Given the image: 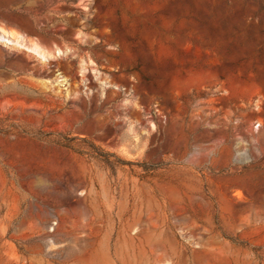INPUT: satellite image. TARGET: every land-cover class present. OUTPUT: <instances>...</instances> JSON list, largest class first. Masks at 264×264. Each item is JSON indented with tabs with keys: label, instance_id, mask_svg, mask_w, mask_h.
I'll use <instances>...</instances> for the list:
<instances>
[{
	"label": "rangeland",
	"instance_id": "obj_1",
	"mask_svg": "<svg viewBox=\"0 0 264 264\" xmlns=\"http://www.w3.org/2000/svg\"><path fill=\"white\" fill-rule=\"evenodd\" d=\"M0 264H264V0H0Z\"/></svg>",
	"mask_w": 264,
	"mask_h": 264
},
{
	"label": "bare ground",
	"instance_id": "obj_2",
	"mask_svg": "<svg viewBox=\"0 0 264 264\" xmlns=\"http://www.w3.org/2000/svg\"><path fill=\"white\" fill-rule=\"evenodd\" d=\"M3 33H4V34H6V32H3ZM7 37H9V38H10V37H11V34H9ZM15 42L19 44V41H18V39H16V40H15Z\"/></svg>",
	"mask_w": 264,
	"mask_h": 264
}]
</instances>
